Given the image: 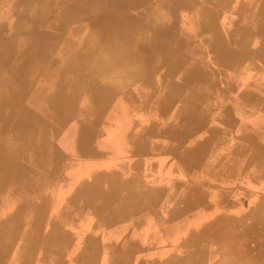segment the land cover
<instances>
[{"label": "crops", "instance_id": "crops-1", "mask_svg": "<svg viewBox=\"0 0 264 264\" xmlns=\"http://www.w3.org/2000/svg\"><path fill=\"white\" fill-rule=\"evenodd\" d=\"M171 1L0 0V264H263L264 0Z\"/></svg>", "mask_w": 264, "mask_h": 264}, {"label": "rangeland", "instance_id": "rangeland-1", "mask_svg": "<svg viewBox=\"0 0 264 264\" xmlns=\"http://www.w3.org/2000/svg\"><path fill=\"white\" fill-rule=\"evenodd\" d=\"M171 2H173V0L171 1ZM114 4V3H113ZM113 4H111V5H108V6H112ZM185 5V4H184ZM157 6V5H156ZM157 7H159V9L162 7L161 5L160 6H157ZM182 7H184V6H182ZM186 7H188V5H186ZM161 10V9H160ZM162 16V15H161ZM130 17H132V16H123V20H124V22H125V19H127V18H130ZM149 17H151V18H147L144 22L145 23H147L146 25H151L152 23H153V21H154V18H155V15H153L152 16V14L149 16ZM158 16L156 17V20L155 21H158ZM127 21V20H126ZM173 21L175 22V21H178V20H176L175 18H173ZM127 22H131L130 20H128ZM173 25V24H172ZM174 26V25H173ZM152 27V26H151ZM175 27V26H174ZM153 28V27H152ZM170 29H171V26H170ZM153 35H155L157 32L154 30V32H151ZM159 33H161L160 32V30H159ZM154 37V36H153ZM155 39V38H154ZM156 41V40H155ZM111 43H114V42H109L108 44H111ZM129 45V44H128ZM140 46V45H139ZM142 50L143 51V53L145 54V55H147V50H146V48H144V47H142V46H140V48H139V50ZM150 53V52H149ZM151 54V53H150ZM96 65V64H95ZM94 67V66H93ZM93 83L95 82V81H93V80H91ZM7 151H10V149L9 150H5V152L4 153H6V154H8V152ZM17 159V158H16ZM3 161V159H0V161ZM5 161V163L6 164H8V166H13V165H15L16 164V160H15V158L14 157H10L9 159H7V160H4Z\"/></svg>", "mask_w": 264, "mask_h": 264}, {"label": "bare ground", "instance_id": "bare-ground-1", "mask_svg": "<svg viewBox=\"0 0 264 264\" xmlns=\"http://www.w3.org/2000/svg\"><path fill=\"white\" fill-rule=\"evenodd\" d=\"M109 5H111V3L109 4ZM107 6H108V4H107ZM128 6H130V4L128 5ZM164 6H166V5H164ZM163 6V7H164ZM137 32H140V31H137ZM130 32H128L126 29H124V31H123V38L124 39H128V38H131V39H134V38H136V37H133V36H137L136 34L135 35H131V34H129ZM138 39H139V37H137ZM140 46H142V47H144V48H146L147 46L146 45H142V44H140ZM89 90H90V92L86 95V102L88 103V104H92V105H94V104H96L97 103V101H98V97H99V94H100V92H101V88L100 87H94L93 85H91V87L89 88ZM47 156V155H46ZM58 164V163H57ZM60 164V163H59ZM45 169V168H44Z\"/></svg>", "mask_w": 264, "mask_h": 264}, {"label": "built area", "instance_id": "built-area-1", "mask_svg": "<svg viewBox=\"0 0 264 264\" xmlns=\"http://www.w3.org/2000/svg\"><path fill=\"white\" fill-rule=\"evenodd\" d=\"M248 247L251 249L254 255H258L259 253H264V239L254 240L249 243Z\"/></svg>", "mask_w": 264, "mask_h": 264}]
</instances>
